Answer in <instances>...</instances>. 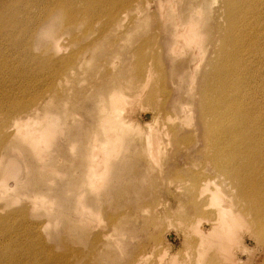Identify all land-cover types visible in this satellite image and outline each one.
Masks as SVG:
<instances>
[{
    "label": "rangeland",
    "instance_id": "rangeland-1",
    "mask_svg": "<svg viewBox=\"0 0 264 264\" xmlns=\"http://www.w3.org/2000/svg\"><path fill=\"white\" fill-rule=\"evenodd\" d=\"M104 1L97 0L98 4L89 8L74 0L70 5L73 21L68 22L67 16L55 12L51 19L55 17L52 34L38 40L35 25L38 5L24 7L25 2L10 4L0 0V154L19 160L21 169V181L14 187V181L7 180L6 186L11 191L0 197V219L9 218L0 227L7 231V237L0 235V251L14 253L25 264L33 262L32 253L37 255L39 263L50 258L59 264H159L161 261L197 264L202 255L204 258L198 264H233L232 261L264 264V243H259L250 223L253 217L244 212L245 202L236 197L234 189L224 191L226 199L220 202L226 200L227 204L235 205L246 223H241L235 240L226 248L210 246L202 253L197 247L198 236L190 225L200 217V226L209 229L206 214L212 211L206 208L200 212L189 195L194 186L192 177L197 173L201 178L208 174L203 171L202 153L192 133H178V139L172 138L164 147L159 165L147 159L137 132L127 135L125 142L118 144V150L113 139L108 144V156L96 157L97 172L86 180V194L80 197L81 189L73 190V177L81 175L79 166L86 160L89 141L93 131L99 132L102 117L101 104L91 99L90 91L95 94L92 80L112 70L113 62L118 64L114 66L116 69L120 65L124 67L117 78L131 84L137 77L139 54L144 53L145 59L153 63L154 73L148 86L140 98L130 101L123 110L135 128L145 132L146 123L156 116L157 120L165 121V128L191 121L189 107L186 114L180 111L191 99L188 81H180L187 68L181 63L186 52L183 56L158 51L156 57L143 47L149 37H154L149 43L154 47L166 45L164 35L157 29L163 22L157 5L149 0L146 13L135 20L133 9L135 5L142 7L145 0H132L123 9L118 25L112 26L109 21L112 9ZM174 1L178 10L185 12L187 9L182 5L191 2ZM220 2L215 0L212 4L209 17L219 12ZM11 5L13 14L6 16ZM90 16L96 17L89 22ZM136 22L143 30L130 33ZM89 23L93 29L91 35L86 27ZM216 23L221 30L215 38L211 30L206 56L218 51L220 35L223 36L227 26L222 15ZM69 24H72L70 31L66 29ZM93 42H96L95 50L85 51ZM180 45L186 44L181 40ZM137 47L141 51L133 52ZM81 57L87 58L81 73L76 69L69 74L71 66L60 67L61 61L56 64L63 58L76 62ZM115 70L110 79H116ZM65 78L68 83L64 82ZM77 92L81 96L75 98ZM57 94L60 97L53 100L61 99L68 104L59 106L60 128L53 138L54 145L48 149L51 142L44 140L35 145L37 148L29 147L30 140L14 135L16 129L10 126L6 112L16 107L39 109L48 97ZM174 103L180 108L170 109ZM50 111L53 113V108ZM35 126H41V122L36 121ZM36 149L46 150L42 162L45 169L39 170L40 163L34 159ZM1 183L0 177V186Z\"/></svg>",
    "mask_w": 264,
    "mask_h": 264
},
{
    "label": "bare ground",
    "instance_id": "bare-ground-1",
    "mask_svg": "<svg viewBox=\"0 0 264 264\" xmlns=\"http://www.w3.org/2000/svg\"><path fill=\"white\" fill-rule=\"evenodd\" d=\"M73 1L7 0L10 4L25 2L24 7L31 4L38 5L36 18L38 22L35 24L38 28L36 31L38 40L52 34L55 17L53 20L51 19L55 12L67 16L68 22L73 21V16L70 14V5L73 4ZM78 1L89 8L98 4L97 0ZM131 1H104L105 6L112 9L109 17L112 26L120 21V15L124 13L123 9ZM220 1L222 4L220 13L216 14L215 12L213 17H209V11L215 0H191L190 3L182 5L187 9L186 12L179 11L174 0H153L151 2L157 5L160 16L163 18V22L157 29L164 35L166 45L154 47L149 44L154 37H149L143 42V47L150 50L151 55L155 56L158 51L165 52V50L169 54L177 52L183 56L186 52L187 59L184 57L181 63L187 68L180 81H188V91L191 94L190 103L187 100L186 106L184 105L183 108H180L179 104L176 107L174 103L170 109L176 110L179 107L180 111H184L186 114L185 110L189 107L191 121L185 124L168 125L165 128V121H161V118L157 120L156 116L146 123L145 132L138 127L135 128L123 115V110L130 101L140 98L144 88L148 86L147 84L154 73L153 63L145 59L144 53L139 54L140 58L137 59L136 64L137 77L134 84H131L117 78V73L120 74L124 67L120 65L116 69L118 64L113 62L112 70L104 72L100 78L92 80L95 83V94L90 91L91 99L101 104L102 107L100 108L102 117L99 121V132L93 131L86 160L79 166L81 175H74L71 183L73 190L81 189L78 193L80 197L86 194L85 189L88 185L86 180L97 172L96 157L99 155L108 156L110 152L108 144L113 139L118 150V144L125 142L127 135L137 132L147 159L151 163L159 165L165 151L164 147L170 144L172 138L178 139V133L181 135L192 133L199 143L198 151L202 153L203 171L208 174L203 178L198 173L192 177L191 181L194 186L189 191V195L200 212L206 208H210L212 211L206 214L208 215L206 221L211 225L209 229L204 230L200 226L202 222L200 217L190 225L191 231L198 236L197 247L202 253L210 246L226 248L235 240V233L241 223H246L235 205L227 204L226 200L220 202L226 196L224 191L232 189L235 190L236 197L245 202L244 212L251 215L249 217H253L250 223L254 228V233L259 238V243H264V0ZM148 2L149 0H145L142 7L135 5L133 9L136 14L135 20L142 13H146ZM12 6L7 7L6 16L13 14L14 7ZM221 15L227 26L225 30L223 29V36L220 35V48L217 52H212V56H206L207 47L211 45L209 42L211 30H214V38L221 30V26L216 23V19ZM95 17L93 16V19ZM44 18L46 20L41 21ZM93 19L90 16L88 21L91 22ZM71 25H67L66 29L70 31ZM86 27L88 35L93 34L91 23ZM140 29L143 30V26L136 22L130 33L135 30L138 33ZM181 40L186 45L181 46ZM95 43H91L85 51H94ZM185 46H187L184 49L186 51L182 49ZM53 47L56 48L57 45L54 44ZM140 47L142 48V45ZM141 48L137 47L133 52H139ZM71 60V58L70 60L63 58L57 60L56 64L61 61L60 67L71 66L69 74H72L76 69H79V73H81L83 65L87 63V58L81 57L76 62ZM154 65L156 64L154 63ZM157 65L159 67V64ZM51 68L55 70L54 66ZM113 70H115L113 75L116 74V79L109 78ZM164 81L163 78L162 82L164 83ZM64 82L68 83L67 78L64 79ZM55 92L57 91H54V94H56ZM74 95L75 98L81 96L78 92ZM58 97H60L58 94L56 97H48L39 109L16 107L6 112L5 116L10 121V126L16 129V132L13 130L14 135L26 138L27 141L30 140L28 145L31 148L44 140L51 142L47 146L48 149L51 148L55 143L53 138L60 128L59 106L65 107L68 104L61 99L53 100ZM106 99L107 107L104 105ZM52 108L54 111L56 109L53 113L50 111ZM36 121L41 122V126H35ZM45 152L46 150L38 151V149L33 152L34 159L40 163L39 170L45 169L42 164ZM18 163L19 160L16 161L15 158L10 159L4 154H0V177L2 180L0 197L6 196L11 191V187L6 186L7 180H13L14 187L21 181V169ZM54 169L51 168V171ZM220 180L221 183H217ZM169 184L171 185V183ZM197 209H195L196 213ZM8 220L9 218L0 219V227L6 225ZM4 231L0 232L3 238L7 237V231ZM30 255L33 258L31 264H59L50 258H47L45 263H39L35 253ZM202 257L203 255L198 259V263ZM232 263L235 264L233 261ZM0 264L25 263L14 256V253L7 254L6 251H0ZM159 264L172 263L161 261Z\"/></svg>",
    "mask_w": 264,
    "mask_h": 264
}]
</instances>
